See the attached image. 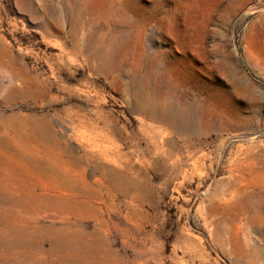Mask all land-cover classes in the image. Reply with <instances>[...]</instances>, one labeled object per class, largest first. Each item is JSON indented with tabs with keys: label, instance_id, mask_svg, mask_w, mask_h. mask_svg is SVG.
<instances>
[{
	"label": "rangeland",
	"instance_id": "obj_1",
	"mask_svg": "<svg viewBox=\"0 0 264 264\" xmlns=\"http://www.w3.org/2000/svg\"><path fill=\"white\" fill-rule=\"evenodd\" d=\"M0 264H264V0H0Z\"/></svg>",
	"mask_w": 264,
	"mask_h": 264
}]
</instances>
